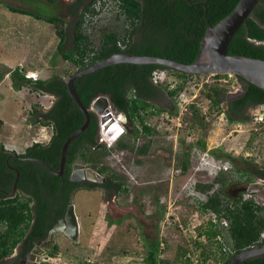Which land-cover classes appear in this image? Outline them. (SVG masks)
Here are the masks:
<instances>
[{
    "label": "trees",
    "instance_id": "1",
    "mask_svg": "<svg viewBox=\"0 0 264 264\" xmlns=\"http://www.w3.org/2000/svg\"><path fill=\"white\" fill-rule=\"evenodd\" d=\"M46 1L59 4L60 0ZM107 1L116 4L118 12L116 17L122 19L123 27L121 30H105L100 44L96 46L84 25L90 21L88 17L99 13L97 3L104 4ZM238 2L239 0H72L67 3L68 13L72 16L71 22L59 15L45 17L29 10L9 6V10L14 13L30 15L53 24L58 37L59 53L65 61L77 68L66 76L54 73L47 78L35 79L28 76L29 72L35 71L23 67H16L5 73L9 74L13 88L21 90L25 86L31 87L53 95L55 100L46 111L39 112L36 119L43 125L52 127L53 133L48 142H34L23 152L8 150L0 143V264H17L19 258L25 256L34 246V241L46 238L58 218L65 214L70 198L79 186L78 182L70 180L77 160L82 158L92 168H98L99 157L106 155L113 146L98 144L99 118L91 109L88 127L68 146L62 175L52 173L34 160L38 158L52 169L59 170L66 138L85 121L84 113L68 91V77L115 53L155 55L191 63L199 54L208 22L215 25L230 13ZM228 54L264 59V0H259L246 21L236 31L228 46ZM161 70L165 72V77L161 81L154 80L153 74ZM5 74L0 75V82ZM212 76L214 79H210ZM200 81L203 84L200 95L209 104L205 112L207 116L202 113L197 98L189 102L188 118L192 121L190 129L194 127L200 130L210 129L207 117L212 112L224 111L222 101L232 81L246 88L245 94L236 100L237 103L264 104V89L241 76L193 74L156 63L119 62L77 77L74 85L87 108L91 107L96 97L108 96L113 108L124 113L129 121L125 123L126 134L137 140L138 137L142 138L144 134L151 133L155 128L151 119L160 117L165 111V108L155 104L156 97L164 96L167 99L170 109L166 110L167 120L163 123L168 125L171 117L179 113L178 97L181 93L189 91L190 83L197 84ZM36 112L38 110H35ZM227 119L239 120L231 116H227ZM262 120L264 123V117ZM2 123L0 119V126ZM123 136L116 141L117 146L133 150L134 146L124 141ZM193 143L200 148H206L204 137H199ZM135 150L140 154H146L149 144H143ZM216 151L214 150V153L218 157L227 160L230 157L232 161L235 159L229 152L222 151L218 155ZM243 163L244 169L236 166L237 170L248 174L249 180L252 179V169L264 176V170L258 169L255 164L248 160H243ZM190 164L186 150L180 162L183 174L190 169ZM219 170L225 172L223 169ZM98 172L107 173L108 167H100ZM217 174L213 182L198 181L195 188L208 193L207 199L202 202V210L211 211L218 217L223 215L228 219V226L219 225L227 228L231 248L224 249L219 239L222 231L215 222L210 221L209 227L199 232L200 236L207 237L209 244L194 239L193 251L185 249L178 254L183 264H194L195 258L197 264H208L213 246L220 248L222 255L220 264H225L234 252L264 242V205L254 199L241 202L240 199L223 196L220 190L209 193L214 183L221 180V176ZM88 185L89 188L98 186L105 189L107 197L113 196L115 191L117 194L121 191L128 192L124 179L115 172L108 173L105 183L88 182ZM228 198H231V201ZM160 246L159 240L151 241L145 258L147 264H161ZM18 249L21 250L20 254L14 256ZM57 250L58 246L51 254ZM242 264H264V254Z\"/></svg>",
    "mask_w": 264,
    "mask_h": 264
},
{
    "label": "rangeland",
    "instance_id": "2",
    "mask_svg": "<svg viewBox=\"0 0 264 264\" xmlns=\"http://www.w3.org/2000/svg\"><path fill=\"white\" fill-rule=\"evenodd\" d=\"M70 1L72 0H60L59 4H52L46 0H0V75L16 67L33 70L35 72L28 74L35 73L40 78H47L54 73L66 76L76 70L77 67L65 61L58 51V37L53 24L9 10V6H12L45 17L59 15L71 22L67 9ZM96 8L99 13L89 15L90 21L84 27L98 46L105 30H121L123 22L116 17V4L110 1L104 4L100 2ZM163 77L165 72L162 70L153 74L154 80L161 81ZM227 79L229 81L230 77ZM202 85L201 81L197 84L192 82L188 85L189 91L181 93L177 100L179 113L171 117L168 125L161 122L166 115L152 117L154 119L151 122L155 124V128L159 123L163 127L151 139L144 135L137 141L125 133L123 140L134 146L133 150L119 148L114 142L111 150L107 149L108 153L99 157L98 168L108 167V172L100 175L106 177L110 172L117 173L124 179L128 192L121 191L107 197L99 188H78L73 195L79 221L78 238L71 239L63 231L57 232L58 250L44 256L42 264H147L145 258L150 240H159L161 243V264H183L178 254L185 249L193 251L194 239L209 244L207 237L200 236L199 232L207 229L215 216L211 211L202 210V202L207 199L208 193L197 191L195 183L209 180L210 176L220 171L219 166L223 168L226 165L230 170L220 174L219 185L226 187L230 182L246 185L247 175L235 167L230 168L227 162L229 160L216 156L213 151L217 150L218 155L222 151L229 152L236 158V165L242 169L245 167L243 160L264 165V114L261 107L256 106L248 120L229 121L223 112L216 111L207 117L210 122L209 130L197 127L190 129L192 121L188 118L190 112L187 104L197 98L202 113L208 110V101L200 95ZM228 87V92L240 88L235 81ZM54 100L53 95L31 87L25 86L21 90L13 88L9 74H5L0 82V119L3 121L0 126V143L8 150L23 152L34 142H48L53 133L52 127L43 125L36 119L38 113L46 111ZM35 110L38 112L35 113ZM112 111L118 119L117 124L126 121L122 112L115 109ZM96 114L100 120L99 113ZM127 122L129 123L128 120ZM99 134H102L101 130ZM199 137L206 140V153L193 143ZM143 144L150 145L147 157L134 155L135 149ZM186 150L191 164L190 169L183 174L180 162ZM150 155L155 158H150ZM231 164L233 165L232 162ZM88 168L98 171V168H92L79 158L73 171ZM133 177L141 178L142 181H156L149 184L146 191L149 194V189L156 188V195H161L165 207L163 216L156 211H147L151 217L149 223H145V210H150V206L148 203L145 205L144 195L140 193L143 187L134 184ZM159 179L163 180L162 183ZM150 195L153 199L155 194L150 192ZM133 198L140 205L139 211L132 205ZM153 210L155 206L152 205L151 211ZM143 223L147 226L144 227ZM217 226L222 231L219 234L220 243L225 250H229L231 245L228 242L227 228ZM211 250L213 253L208 264H220V248L213 246Z\"/></svg>",
    "mask_w": 264,
    "mask_h": 264
},
{
    "label": "water",
    "instance_id": "3",
    "mask_svg": "<svg viewBox=\"0 0 264 264\" xmlns=\"http://www.w3.org/2000/svg\"><path fill=\"white\" fill-rule=\"evenodd\" d=\"M259 0H239L235 8L224 18H222L215 25L208 22V27L203 39L201 40L200 51L197 58L191 63H183L174 59L155 56V55H137L131 53H115L105 59L94 62L84 69L75 72L67 79L68 91L73 97L79 108L85 115V121L81 127L72 132L65 140L60 159L59 170L52 169L44 161L34 158L35 161L44 165L49 171L54 174L62 175L66 165V153L70 142L80 133H82L90 123V109L87 108L81 101L75 85L74 80L77 77L93 72L97 69L103 68L108 65L116 64L119 62H129L137 64H150L156 63L169 66L187 73L193 74H228L238 75L264 89V59L254 58L244 55H230L228 54V46L230 41L238 28L246 21L251 14L253 8ZM241 93V91L239 92ZM238 92L231 94L238 95ZM109 97L101 95L93 104L92 109L96 112H107L109 105ZM111 103V102H110ZM224 102L223 107H226ZM261 112L264 113V104H261ZM107 116H103L102 121H105ZM87 169H80L73 171L70 180L73 182L89 180L91 182H105L106 177L100 175L98 171L88 168L89 177L80 176L81 172ZM78 174V175H77ZM95 176V177H94ZM249 187V190H256L258 192V201L264 204V185L259 188ZM16 191V188H14ZM63 231L71 239L78 238L79 223L75 212V205L73 196H71L66 212L63 216L58 218L57 223L50 229L47 237L44 240H36L33 252L44 247V251L51 252L56 248V233ZM264 237V234H263ZM264 254V242L258 245H251L234 252L225 264H242L244 261Z\"/></svg>",
    "mask_w": 264,
    "mask_h": 264
},
{
    "label": "flooded vegetation",
    "instance_id": "4",
    "mask_svg": "<svg viewBox=\"0 0 264 264\" xmlns=\"http://www.w3.org/2000/svg\"><path fill=\"white\" fill-rule=\"evenodd\" d=\"M69 15H70V19H72V16H71V14L69 13ZM241 91V93H239ZM236 92H238L239 94L238 95H234L233 97H232V95L231 94H233V93H236ZM245 92H246V88H244L243 87V85H240V88H239V90H237V91H231V92H228L227 94H226V96H225V98H224V100L222 101V108H223V113L225 114V116H226V118H227V116H231V117H235L236 119L238 118L239 120H247V119H249L250 118V115L252 114V109H254L256 106H261V104L260 105H258V104H256V105H250V104H239V103H237V99H239L240 97H242L244 94H245ZM155 104H157L158 106H160L161 108H165V111H163L164 113L165 112H167L166 110L167 109H170V108H168V104H167V99L163 96H159V97H156V99H155ZM224 102H226V107L224 108L223 107V104H224ZM163 112L161 113V116H164V114H163ZM205 113V112H204ZM264 114V113H263ZM126 117V116H125ZM167 119V113H166V118H164L163 120H161V122L163 123V122H166L165 120ZM161 127H163V125L162 124H157V126H156V128H154V129H152V131H151V133L150 134H144V135H148L149 136V138L150 137H152L153 136V134L155 133V132H158L159 130H160V128ZM160 132V131H159ZM141 137H138L137 138V141H139V139H140ZM151 139V138H150ZM183 141V140H182ZM148 142L150 143V141L148 140ZM193 146V145H192ZM196 146V145H195ZM140 147V145L138 146V148ZM149 147H150V145H149ZM203 151L205 150V153H206V151H208V150H206L207 149V147L205 148V149H203V148H201ZM135 152V154L134 155H136V156H139V157H143V156H146L147 157V153L146 154H140V153H138L137 151H134ZM213 153H214V151H213ZM212 153V154H213ZM213 156V158H215L214 157V154L212 155ZM150 158H153L154 157V155H150L149 156ZM155 158V157H154ZM236 159V158H235ZM229 161H227V162H229V165H230V168H232V167H235L236 169H237V165H236V163H235V161H232L231 159H230V157H229V159H228ZM233 163V165L231 164V162ZM251 163V162H250ZM253 164H255L256 166H257V168L258 169H260V170H264V165H258V164H256V163H253ZM226 166V165H225ZM198 168V167H197ZM229 167L228 166H226V169H228ZM226 169H223L222 171H229L230 169H228V170H226ZM222 172H219L218 174H217V176H220V174H221ZM251 176H252V179H248V178H250L249 176H248V174H245V175H247V179H246V185L244 184H241L240 182L237 184V185H235V184H233L232 182H230V183H228L227 185H225L226 187H224L223 185H219V182H215L214 183V185H213V189L210 191V193H213V192H215V191H217V190H220L221 191V193L223 194V196H228V197H232V198H234V199H240L241 200V202H243V201H246V200H249V199H254L257 203H259V204H261V205H264L263 203H260L259 201H258V192H260V191H256V190H249V187L251 186L252 188H255L254 186H256V188H259V187H261L262 185H264V176L263 175H261V173H259L257 170H251ZM80 176H82V177H88V171H83L82 173H81V175ZM216 179V176L215 175H213L212 177L210 176V179L209 180H207V181H204V183H210V182H213L214 180ZM106 180H107V176H106ZM160 180V183H162V181H161V179H159ZM158 180V181H159ZM78 183H79V186L75 189V191L78 189V188H80V187H88L89 188V185H88V182H91V181H89V180H87V179H85V180H82V181H77ZM106 182V181H105ZM105 182H94V183H97V184H101V183H105ZM156 181H154V182H152V181H147V180H145V181H142L141 180V178H135V177H133V183L135 184V183H137L138 185H141V187H143V190H141L140 191V193L142 194L143 193V195H144V202H146V206H147V203H148V205L150 206V210H145V214H144V219H145V223H149V219H150V217H151V215H150V213H153L154 211H156V212H158V214L159 215H161V216H163L164 214V211H165V207H164V205H163V202H162V199H161V195H156V188L154 189V190H151V189H149V194L147 193V191H146V187L149 185V184H153V183H155ZM197 183V182H196ZM196 183H195V185H196ZM217 184L219 185V186H217ZM235 185V187L233 188V186ZM223 186V187H222ZM93 188H98V186H95V187H93ZM99 189H102L103 190V192L106 194V190L105 189H103V188H101V187H99ZM198 191V190H197ZM150 192H152L153 194H155V195H153V199H152V196L150 195ZM199 192H202V191H199ZM204 194H205V192H203ZM117 193H116V191H115V193H114V195H116ZM148 194V197H149V199L147 200V198H146V195ZM246 194H250L249 196H250V198H248L247 197V199H243V197H244V195H246ZM262 194H264V193H262ZM73 196V195H72ZM134 196H135V194H134ZM152 199V200H151ZM228 199H230V201H231V198H228ZM233 199V200H234ZM230 201L228 202V205L230 206L231 205V203H230ZM153 202V203H152ZM140 204V203H139ZM132 205L133 206H135L136 207V209L138 210L139 209V207H140V205H138L137 203H136V199L135 198H133V203H132ZM155 206V210H153V211H151V206ZM145 206V207H146ZM139 211V210H138ZM147 211H149V212H147ZM203 211H205V210H203ZM214 219L213 220H210V221H213V222H215L217 225H219V224H222V225H225V226H228V219L226 218V217H224L223 215H221V216H217L216 214H214ZM78 223H79V221H78ZM145 223H143V226L144 227H146L147 226V224H145ZM149 227H151L150 225H149ZM45 239V238H44ZM44 239H41V240H44ZM36 241V240H35ZM151 241L152 240H150L149 241V243L148 244H150L151 243ZM35 242H34V246L30 249V251H28L27 253H26V255L25 256H21L20 258H19V260H18V263L17 264H21V263H23L24 262V264H42V261H44L43 259V257L44 256H48L49 254H51L52 253V251L51 252H46V251H44L43 252V250H44V247H40L39 246V249L38 250H36L35 252H33V249L35 248ZM58 246V244L56 243V247ZM55 250V248L53 249V251ZM20 252H21V250L20 249H18L17 251H16V255L18 256L19 254H20Z\"/></svg>",
    "mask_w": 264,
    "mask_h": 264
},
{
    "label": "built area",
    "instance_id": "5",
    "mask_svg": "<svg viewBox=\"0 0 264 264\" xmlns=\"http://www.w3.org/2000/svg\"><path fill=\"white\" fill-rule=\"evenodd\" d=\"M35 75H37V74H35V73H31V75L28 74V76H31V77H33L34 79L37 78ZM100 96H101V95H100ZM100 96L96 97V98L92 101V104H93V103H94V102H95ZM108 100H109V99H108ZM92 104H91V108H92ZM92 110H94V109H92ZM112 110H114V109L112 108V104L110 103V100H109V105H108V107H107V112L104 113V114H99V115H100V116H99V117H100V120H99V122H100L99 132H100V130H101V133H102V134H99V132H98V144H102V145H105V144H106V145H108L107 147H111V146L114 144V141H111V140H108V139H107L108 132H109L110 130H111V132H112V129L114 130V128H112V127L118 123V119H117L115 113H114ZM94 111H95V110H94ZM104 112H105V111H104ZM109 115H110L111 117H113L114 121H113V123L108 127L107 131H103L104 128H105V126H106V124L109 123V121L112 119L111 117H109ZM103 116H107V119H106L105 121H102ZM117 126H118L119 133H121V132L123 133V132L125 131V128H124L123 124H117ZM221 168H222V166H219V167H218V169H221ZM223 169H226V166H224ZM177 173H180V172L177 171ZM249 195H250V194H246V195H244L243 199H247V197L250 198ZM194 264H197V259H196V258L194 259Z\"/></svg>",
    "mask_w": 264,
    "mask_h": 264
},
{
    "label": "bare ground",
    "instance_id": "6",
    "mask_svg": "<svg viewBox=\"0 0 264 264\" xmlns=\"http://www.w3.org/2000/svg\"><path fill=\"white\" fill-rule=\"evenodd\" d=\"M97 113H99V112H97ZM99 114H104V111L100 112ZM109 117H111V116L109 115ZM111 118L112 119L109 121V123L106 124L103 131H107L108 127L113 123L114 119H113V117H111ZM112 128H114V130L112 129V132H111V130L108 132L107 139L116 142L120 138V136L123 135V133L122 132L119 133L118 126H116V125H114Z\"/></svg>",
    "mask_w": 264,
    "mask_h": 264
},
{
    "label": "clouds",
    "instance_id": "7",
    "mask_svg": "<svg viewBox=\"0 0 264 264\" xmlns=\"http://www.w3.org/2000/svg\"><path fill=\"white\" fill-rule=\"evenodd\" d=\"M91 108V107H90ZM92 109V108H91ZM90 109V110H91ZM94 111V110H93ZM95 112V111H94ZM96 113V112H95ZM124 114V113H123ZM125 115V114H124ZM126 119V118H125ZM127 122V119H126V121L124 120L123 122H122V124H123V126H124V128H125V123ZM126 133V128H125V131L123 132V135ZM122 135V136H123ZM122 136H120V137H122ZM217 159V158H216ZM221 169H223V168H221Z\"/></svg>",
    "mask_w": 264,
    "mask_h": 264
}]
</instances>
